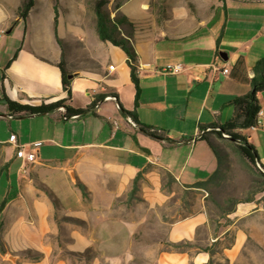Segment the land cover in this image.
I'll return each mask as SVG.
<instances>
[{"label": "crops", "instance_id": "crops-1", "mask_svg": "<svg viewBox=\"0 0 264 264\" xmlns=\"http://www.w3.org/2000/svg\"><path fill=\"white\" fill-rule=\"evenodd\" d=\"M23 1L0 0V264H264V190L219 216L210 203L188 197L183 207L193 213L186 217L171 221L158 212L177 190L208 195L194 186L218 162L200 129L228 122L230 102L251 89L253 67L264 57L263 0H152L141 5L144 14L127 8L131 0L119 4L111 18L133 24L137 63L145 65L137 71V108L127 56L98 36L89 40L94 23L89 29L82 20L84 35L67 40L60 27L68 16L55 4L36 0L23 21ZM62 58L73 76L66 105L84 109L105 95L96 115L64 121L59 109L12 118L3 94L29 106L67 98ZM169 64L184 71L162 73ZM258 99L259 125L242 131L257 153L250 131L264 146V92ZM119 104L178 143L145 135ZM22 146L36 148L34 163L16 156ZM259 163L264 167V158Z\"/></svg>", "mask_w": 264, "mask_h": 264}, {"label": "trees", "instance_id": "trees-1", "mask_svg": "<svg viewBox=\"0 0 264 264\" xmlns=\"http://www.w3.org/2000/svg\"><path fill=\"white\" fill-rule=\"evenodd\" d=\"M36 0H24L18 10V17L23 21H26L30 11L35 5ZM111 0H94L93 3V13H94V26L95 31L99 39L103 42L110 43L114 47L121 49L127 56V64L131 73V81L135 87V107L138 106V101L140 97V83L137 77V55L132 45V32L134 26L128 21V19L121 15H116L114 18H111V15L107 11V6ZM264 2V0H263ZM119 8V5L116 6V9ZM57 9V1L55 5ZM16 22L13 23V26ZM13 27L11 28V30ZM57 41L60 43V40L57 38ZM16 58V55L14 56ZM10 63L8 64V66ZM7 66V67H8ZM61 73V80L63 90L67 94L65 100H60L50 104H41L40 106H29L23 105L18 102L11 101L5 94H3L2 101L7 105L9 115L12 118L22 119L33 116H43L51 114L59 109H63L62 119L64 121L70 120L72 118H81L88 115H96L95 111L98 106L105 99V95H99L95 100L84 109H74L66 105V102L71 98V82L69 76L72 75L68 70L64 59L62 58L60 63L57 66ZM254 76L250 81L251 89L250 91L240 97L235 98L230 102V105L234 109L232 118L220 125H208L201 127V138L206 141L211 149L213 150L218 167L216 171L209 177L208 180L196 184L194 187L200 188L203 190H208V187L217 183L220 177V164H221V152L218 145L215 141H224L228 143L231 151L237 155L240 159L245 161L248 166L251 165L255 169L257 175V186L260 191L264 190V167L259 163V156L256 148L242 131L255 129L259 125L261 106L259 104L258 96L264 92V57L259 59L253 67ZM121 114L125 117L131 118L134 123L137 125L138 129L145 135L151 137L152 139L158 141H166L170 145H176L178 142H175L169 139L163 132L157 128L141 124L138 121L136 110L127 111L119 104ZM186 141V140H183ZM141 179V174L139 173L135 178L130 193L132 197L138 190V183ZM167 181L171 183L173 180L170 175L167 176ZM84 196H86V189L83 185L79 184ZM253 198L236 201L228 200L229 203L239 204L250 202ZM57 205V201H54ZM176 248L182 247V245H174Z\"/></svg>", "mask_w": 264, "mask_h": 264}, {"label": "rangeland", "instance_id": "rangeland-1", "mask_svg": "<svg viewBox=\"0 0 264 264\" xmlns=\"http://www.w3.org/2000/svg\"><path fill=\"white\" fill-rule=\"evenodd\" d=\"M17 5L21 0H10ZM44 2H50L56 5L60 12L65 13L68 16L66 19L67 24L60 27V33L65 39H70L69 34L82 36L85 30L82 28L83 25L86 28L93 27L94 13L92 10L94 0H42ZM125 0H111L107 6V11L111 13L115 10L116 6L121 4ZM152 0H131L127 8L133 9L136 14H144L146 12L141 10L142 4H150ZM229 4H237L235 0H227ZM264 6V5H263ZM262 6V8H264ZM258 7V6H257ZM260 11V12H259ZM256 17L263 20V11L257 8ZM61 20L63 16H60ZM39 19V14H36L34 20ZM259 24V23H258ZM14 28L13 24L11 28ZM232 27V26H231ZM16 31V30H15ZM14 31V32H15ZM91 40L92 36L97 37L96 32L92 33L91 30L85 32ZM252 138L256 141L259 148L260 159L264 158V146L263 141H260L259 135L255 131H250ZM255 133V134H254ZM221 152V164H220V177L217 183L208 187V195L206 198H202L200 194L196 192H190L189 194L183 190H177L174 197L167 202V204L158 209V212L164 215H168L167 219L171 221L179 220L190 213H193L192 209L183 207L186 203V198L192 202L201 201L210 203V211L213 215L219 216L224 212H227L231 207L236 204L229 203L228 200L243 201L253 198L256 194L260 193L259 187L257 186V175L255 169L235 155L228 146L227 142L215 141ZM187 204V203H186Z\"/></svg>", "mask_w": 264, "mask_h": 264}, {"label": "built area", "instance_id": "built-area-1", "mask_svg": "<svg viewBox=\"0 0 264 264\" xmlns=\"http://www.w3.org/2000/svg\"><path fill=\"white\" fill-rule=\"evenodd\" d=\"M143 67H145V65H139L137 63V71L141 70ZM113 68H114L113 66H109V70H113ZM215 70L217 72H220L224 76H227L229 74V70L227 68H223V69L217 68ZM183 71H184V66L182 64H169L162 70V73L176 75V74H179ZM260 117H261V113H260ZM130 123L133 126H135V124L131 120H130ZM10 142L11 143L16 142V136L15 135L10 136ZM37 146L38 145H36V147ZM35 149H33L31 151H26L24 146L19 147L17 152H16V156L18 158H21L26 163H34L37 159V151Z\"/></svg>", "mask_w": 264, "mask_h": 264}, {"label": "water", "instance_id": "water-1", "mask_svg": "<svg viewBox=\"0 0 264 264\" xmlns=\"http://www.w3.org/2000/svg\"><path fill=\"white\" fill-rule=\"evenodd\" d=\"M220 56H221V58H222L223 60L227 61V59H228L227 54H225V53H221ZM72 77H73L72 75L69 76L70 79H71Z\"/></svg>", "mask_w": 264, "mask_h": 264}]
</instances>
